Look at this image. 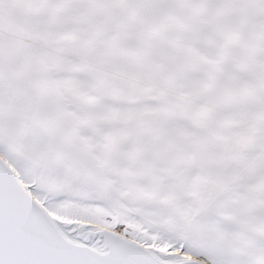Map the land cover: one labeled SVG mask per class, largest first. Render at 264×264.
Wrapping results in <instances>:
<instances>
[{
    "label": "snow or ice",
    "instance_id": "obj_1",
    "mask_svg": "<svg viewBox=\"0 0 264 264\" xmlns=\"http://www.w3.org/2000/svg\"><path fill=\"white\" fill-rule=\"evenodd\" d=\"M0 264H264V0H0Z\"/></svg>",
    "mask_w": 264,
    "mask_h": 264
}]
</instances>
